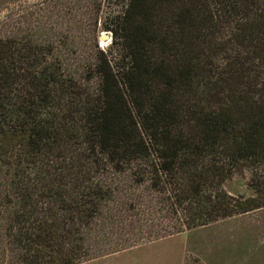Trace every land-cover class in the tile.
Returning a JSON list of instances; mask_svg holds the SVG:
<instances>
[{"label": "trees", "instance_id": "1", "mask_svg": "<svg viewBox=\"0 0 264 264\" xmlns=\"http://www.w3.org/2000/svg\"><path fill=\"white\" fill-rule=\"evenodd\" d=\"M112 23L81 78L2 23L0 264L84 261L95 220L150 241L264 206V0H127ZM244 172L253 195L228 194Z\"/></svg>", "mask_w": 264, "mask_h": 264}, {"label": "rangeland", "instance_id": "2", "mask_svg": "<svg viewBox=\"0 0 264 264\" xmlns=\"http://www.w3.org/2000/svg\"><path fill=\"white\" fill-rule=\"evenodd\" d=\"M126 1L0 0V35L8 32L2 27L6 20L16 23L9 32L18 26L37 30L52 42L63 66L80 77L97 48L110 44L105 27L121 15ZM247 180V172L234 174L223 188L248 198L253 191ZM120 228L95 220L87 232L90 255L77 264H264V206L150 241L142 227L133 234Z\"/></svg>", "mask_w": 264, "mask_h": 264}, {"label": "water", "instance_id": "3", "mask_svg": "<svg viewBox=\"0 0 264 264\" xmlns=\"http://www.w3.org/2000/svg\"><path fill=\"white\" fill-rule=\"evenodd\" d=\"M104 38V37H103Z\"/></svg>", "mask_w": 264, "mask_h": 264}]
</instances>
